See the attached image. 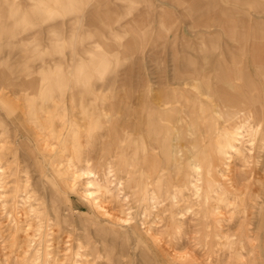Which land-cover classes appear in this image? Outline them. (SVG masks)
Returning a JSON list of instances; mask_svg holds the SVG:
<instances>
[{"label":"rangeland","instance_id":"1","mask_svg":"<svg viewBox=\"0 0 264 264\" xmlns=\"http://www.w3.org/2000/svg\"><path fill=\"white\" fill-rule=\"evenodd\" d=\"M66 81L74 89L86 90L88 101L98 94V102L114 113L101 117L98 104L93 102L86 106L95 107L86 113V120L80 121L82 112H75L76 129L60 124V111H55L49 122L38 93L28 87L38 84L42 99V84L56 86ZM174 82L182 84L177 95L182 102L188 90V95L197 97L192 91L193 86H199L204 97L214 95L216 100H222L255 96L264 106V0H0V152L5 154L0 165L15 170L7 178L10 184L16 179L20 185L26 183V191L35 189V195L47 208L48 216L41 223L42 248L45 257L46 249L51 255L54 253L41 264H92L90 256H86L87 244L89 240H99L105 221L79 197L88 180L106 191H96L95 197L103 199L110 215L125 217L131 225L138 224L142 235L150 227L152 233H163L166 201L175 212L183 209L186 201L178 194L180 198L174 203L165 199L162 207L153 209L149 205L144 212L142 202L131 192L134 189L126 186H137V180L144 177L142 173L151 176V166L141 162L143 153L155 155L163 170L168 166L163 171L165 180L174 177L177 165H182H172L170 160L168 164L164 146L152 142L148 133L139 130V118L134 113L141 109L142 97L152 98L159 86L162 96L169 98L167 84L173 86ZM224 84L229 87L227 92L221 88ZM234 85L241 89L233 90ZM22 87L26 96L17 92ZM64 93L66 96L68 92ZM59 94L56 95L60 97ZM10 100L12 104L6 109L3 103ZM46 103L50 105L49 100ZM142 143L146 145L145 152L140 148ZM247 148L243 151L248 152ZM49 162L65 170L66 180L75 173V190L58 185V178L46 170ZM119 162L126 164L124 171L119 170ZM256 165L264 166V156ZM88 169L94 172L93 177H78L81 170ZM254 183L264 187V180ZM195 200L189 202L191 209ZM256 202L252 200L249 212L234 201L228 206L218 204L226 233V237L217 240L221 245L214 244L216 240L205 244L200 237L199 241L188 240L184 232L187 224L183 222L180 227L184 230H180L178 240L171 242L170 251L192 252L191 264H226L231 249L237 248L244 256L242 264H264V196ZM155 209L154 214L151 210ZM193 215L191 211L184 219L192 231L198 222L192 219L205 214ZM124 240L110 239L108 245L115 250L118 246V250L121 243H126ZM228 241L232 243L230 247L224 245ZM130 242L134 240L131 238ZM136 242L130 251H124L123 264H153L146 244ZM238 242L240 245L236 246ZM253 255L258 257L255 263L251 261Z\"/></svg>","mask_w":264,"mask_h":264},{"label":"bare ground","instance_id":"2","mask_svg":"<svg viewBox=\"0 0 264 264\" xmlns=\"http://www.w3.org/2000/svg\"><path fill=\"white\" fill-rule=\"evenodd\" d=\"M205 76V78H208V76L210 77V75ZM26 84L28 85V83ZM167 85L170 87L169 98L162 96L160 92V88L162 87L159 86L158 93L153 94L152 98H149V95L144 96L145 98L142 97L145 102L143 101L141 109L136 110L134 113L139 118H137L140 123L138 125L139 128L141 126V129L139 130L148 133L152 142L161 143L164 146V154L167 158V162L170 160L172 165L179 163L182 165H177L174 177H169L165 180L163 171H167L168 166L167 170H163V168L159 166L160 160L158 162L155 155H145L143 153V156H140V158L142 157L141 162L144 163V166H151V176H145L146 173L143 175L141 172L144 177L137 180V186L132 187L131 184H127L126 186L134 189L133 191H131L132 189L130 191L133 195L139 198L140 202H142V209L144 212L149 205L156 209L162 207V201L165 199H169V201L174 203L180 198V196H182L183 200L186 202L183 209L181 208L182 210L175 212V208L173 206L169 207V203L166 201L165 204H167L169 208H161L166 212L164 215L167 216L164 223L165 230L163 233H152L150 227L145 233H143L144 235H142L138 224L131 225L132 223L128 222L125 217L110 215L109 210L106 209L103 204V199H96L95 197L96 191L98 193L106 191H103L101 186L95 185L94 182L88 180L85 185L86 189L81 192L79 197L84 200L89 207L91 206L94 208V211L97 214L100 213V216H103L105 221L100 227V234L102 235L99 236V240L95 238L96 240L93 242L89 240L87 244L89 248L86 256H90L92 264H100L102 261L103 264H123L124 261L122 256L124 255V251L126 249H129L130 251L132 248L131 245H136V241L139 240L140 242L143 241L151 251L153 264H191L190 260L194 255L192 252L187 250L182 253H172L169 249L170 245H172L171 242L180 238V230H184L181 229L182 226L180 227V225H183L184 223L187 224L184 232L186 236H188V240L196 238L199 241L200 237V239L204 240L205 244H213L212 241L214 242V240L217 241L219 238L226 237V233L223 231L224 229H222V219H219L222 217L220 216V214L222 215V211L220 210L221 205L218 204L222 203L223 205L228 206L234 201L236 204L245 208V210H248L252 200L254 203H257L256 199L259 196H264V187L258 186L254 183L255 181L262 183L264 180V166L258 168L256 165V163L264 156V150L262 151V149H264V106L260 103L259 99L252 96L245 99H228L225 97L226 99L216 100L214 95H212L214 99L212 96L204 97V93L200 91V87L192 85L194 87V89L192 88V92H194L193 94L197 93V97L188 95L187 92H190L188 88V91H186V100L185 102H182L177 98V95L180 94V86L182 84L174 82L172 84L173 86L170 84ZM36 86L39 87L38 84L31 83L28 88L34 87V91L32 90V92L38 93L41 101L40 105L42 104L41 108L45 110L49 122L53 117V113H55V111H60L61 115L59 113L58 116L60 117V120L58 119L60 124L71 125L76 129L78 126L75 121V112H82V118L80 117V121L86 120V113L93 112L95 108L91 105L90 107L86 106L87 104H94L95 102L94 105L98 104L97 113L101 117H105L111 112V109L107 108L103 103L98 102L100 100L96 97L98 94L93 95L95 97L93 101H88L89 97L85 96L88 94L86 90L82 91L74 89L75 86H69L67 81L64 82V84L56 86L52 84L50 85L49 83L42 84V91L44 94L42 99L40 97L41 89ZM148 87L149 86H147V88ZM227 87L226 84L221 86L226 92L228 91ZM236 88L241 89V86L234 85L233 90H236ZM25 90L26 89L22 87L21 89H18L17 92L21 96H26L27 92L25 93ZM66 91L68 93L65 96L64 92ZM58 93H60V97L56 95ZM241 95V97H243V94ZM198 96L203 101H200ZM74 98H77V104L74 102ZM48 100L50 105L46 106L45 103H48ZM224 100L225 102L223 104L222 102ZM12 101L13 100L8 102L4 101V107L9 108L8 106L12 104ZM33 102L34 100H31L32 104ZM216 106L222 109H215ZM111 113L113 114L114 112L112 111ZM171 113H173V115ZM183 133L185 135H183ZM141 137L142 136L139 137V140ZM247 141L249 143H247ZM142 142H144L143 138ZM149 146L150 145L148 144V147ZM246 147H248V152L243 151V148ZM140 148L144 150V152L146 151L145 144L142 143ZM142 152L140 154H142ZM155 152L158 153L157 150ZM4 158L5 154L0 152V161ZM148 158L152 160L149 162ZM6 162L9 164L10 161ZM46 165L48 166V168L46 167V170L48 171V169H50L51 173L58 178L56 182L60 187L63 184V186L65 185L68 188L72 187L73 191L75 185L74 182L77 178L74 176L75 173L69 180H66L65 176H63L65 170L53 167L52 162H49ZM118 165L120 171L125 170L126 164L119 162ZM165 168L166 166L164 165V169ZM14 171L12 170V167L8 169L0 165V244L1 247H3L1 248L2 250L0 249V264H41L42 261V263L45 262V259L49 260L54 253L53 252L51 255V251L46 249L48 251L46 253L48 257H45V250L43 251L42 248L44 245V239H42V227L44 226L41 223L47 218V208L43 207L44 203L40 202L41 198L35 195V189L34 191H26V186H24L26 183L20 185L18 179H16V181L12 180V184L9 183L7 178H9L10 175H14ZM80 172L81 174L78 175V177L94 176V172L92 173L89 169L86 172L85 170H81ZM173 173L174 172H172V174ZM61 180L65 181V183ZM149 185H152L153 187L151 188ZM91 187H94V190H91ZM191 196L193 197L191 198ZM194 198L197 199V201L195 200L196 205L191 209L189 204L191 203V199ZM52 203L53 202H51V204ZM177 203H179V201ZM198 206L200 207L198 208ZM156 209L151 211L156 212ZM191 211L194 215L205 214L203 217L192 219L193 221H198L193 225L196 229L193 231L189 230L192 226H190V224L188 226V223L184 220L186 219L187 214H191ZM234 215L236 216V214ZM28 217H32L31 222L28 221ZM33 219L37 221L35 222ZM176 219L179 222H176ZM33 226H36V230L33 229ZM193 232L197 235H189ZM162 234H165L166 237ZM236 236H233L235 238L232 239L234 243ZM118 238L125 239L124 241H126V243H121V247H119L118 250V246L116 250L112 246L110 248L108 241L111 239L113 242H116V239ZM129 238L130 240L132 238L134 242H130ZM164 239L168 240L164 241ZM258 240L259 239H257V241ZM231 241L225 242L224 245L230 247L232 244ZM45 242L48 241L45 240ZM239 243L240 242L235 245L237 246ZM214 244L221 245L218 241L217 243L214 242ZM37 245L41 247H37ZM240 254L241 253L238 252L237 248L231 249V253L225 263L242 264V257L244 256ZM250 254L251 253H249V255ZM257 258V256L253 255L251 258L252 263L257 262ZM102 259H105V261ZM89 262L90 261H88V263Z\"/></svg>","mask_w":264,"mask_h":264}]
</instances>
